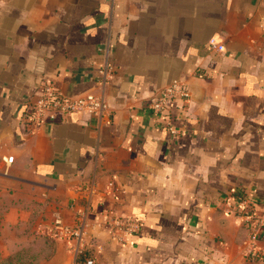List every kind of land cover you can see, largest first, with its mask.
I'll list each match as a JSON object with an SVG mask.
<instances>
[{"label":"crops","instance_id":"obj_1","mask_svg":"<svg viewBox=\"0 0 264 264\" xmlns=\"http://www.w3.org/2000/svg\"><path fill=\"white\" fill-rule=\"evenodd\" d=\"M173 80L190 98L162 117ZM44 82L109 115L30 129ZM263 212L264 0H0V261L264 264L238 217ZM76 213L81 255L51 237ZM117 215L139 223L125 246Z\"/></svg>","mask_w":264,"mask_h":264},{"label":"built area","instance_id":"obj_2","mask_svg":"<svg viewBox=\"0 0 264 264\" xmlns=\"http://www.w3.org/2000/svg\"><path fill=\"white\" fill-rule=\"evenodd\" d=\"M209 45L223 51V46L219 43L210 41ZM189 98L190 94L187 86L178 80H173L150 102L149 108L153 113L164 117L169 114L172 101L182 100L187 103ZM109 112L110 108L101 96L85 94L67 97L51 84L44 82L40 85L36 101L29 107L28 111H24L22 119L26 126L31 129V127H39L46 123L64 122L73 114L103 117L109 115ZM168 130L175 133L171 126L168 127ZM4 160L6 163H11L12 157ZM107 188L112 190V183H108ZM81 216V213H76V224L74 226H65L58 217H55L51 231V237L55 240L63 242L75 240L78 247L74 248V253L77 255H81L85 239L80 226ZM238 217L247 232L244 252L247 255H253L259 251L258 242L264 233V212L260 214L240 213ZM138 228L139 223L135 219L117 215L108 222V236L113 243L125 246L130 243L132 234ZM84 262L85 264H93V259L87 258Z\"/></svg>","mask_w":264,"mask_h":264},{"label":"trees","instance_id":"obj_3","mask_svg":"<svg viewBox=\"0 0 264 264\" xmlns=\"http://www.w3.org/2000/svg\"><path fill=\"white\" fill-rule=\"evenodd\" d=\"M13 261H0V264H12Z\"/></svg>","mask_w":264,"mask_h":264},{"label":"water","instance_id":"obj_4","mask_svg":"<svg viewBox=\"0 0 264 264\" xmlns=\"http://www.w3.org/2000/svg\"><path fill=\"white\" fill-rule=\"evenodd\" d=\"M61 242V241H60Z\"/></svg>","mask_w":264,"mask_h":264}]
</instances>
